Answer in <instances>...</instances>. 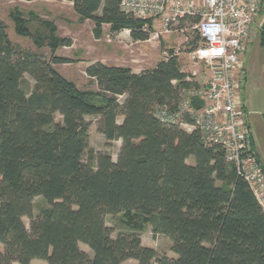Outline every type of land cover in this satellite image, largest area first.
Here are the masks:
<instances>
[{
  "label": "trees",
  "instance_id": "obj_1",
  "mask_svg": "<svg viewBox=\"0 0 264 264\" xmlns=\"http://www.w3.org/2000/svg\"><path fill=\"white\" fill-rule=\"evenodd\" d=\"M59 1H71L79 19L93 23L95 38L108 26L110 35L127 31L134 42L149 39L151 20L122 12L120 0ZM10 16L15 33L28 37L21 14ZM41 25L49 58L13 44L0 21V264H264V213L224 150L205 144L198 130L154 117L156 107L176 110L190 86L173 50L140 73L89 65L85 74L104 99L95 106L91 93L53 67L71 62L55 54L70 40L57 37L52 23ZM259 37L264 46V27ZM34 44L41 43L34 38ZM25 75L31 90L22 87ZM86 117L98 119L107 147L120 141L114 162L106 152L83 161ZM36 197L48 207L33 216ZM118 214L132 229L140 218L153 235L168 238L174 256L143 246L131 229L112 237L105 219Z\"/></svg>",
  "mask_w": 264,
  "mask_h": 264
},
{
  "label": "built area",
  "instance_id": "obj_2",
  "mask_svg": "<svg viewBox=\"0 0 264 264\" xmlns=\"http://www.w3.org/2000/svg\"><path fill=\"white\" fill-rule=\"evenodd\" d=\"M119 6L135 18L158 22L160 34L185 36L190 59L209 74L201 82L187 74L190 86L181 91L177 109L156 107L154 117L186 132L198 130L205 144L221 147L264 213V170L251 147L243 96L244 56L264 0H120Z\"/></svg>",
  "mask_w": 264,
  "mask_h": 264
},
{
  "label": "rangeland",
  "instance_id": "obj_3",
  "mask_svg": "<svg viewBox=\"0 0 264 264\" xmlns=\"http://www.w3.org/2000/svg\"><path fill=\"white\" fill-rule=\"evenodd\" d=\"M15 11L21 14L29 31L28 37H22L15 33L10 16ZM0 21L6 25L8 38L13 44L19 45L23 49L41 53L47 58L50 56L47 39L45 38L48 31L43 29L41 23H52L55 26L57 37L69 39L71 42L70 46H61L55 53L57 56L67 58L71 62L54 65V69L72 82L78 90L91 93L88 102L95 106H103L104 99L96 95L98 89L94 80L85 74V69L95 62L109 66L125 67L133 73H140L152 69L157 62L165 58V52L167 54L168 50H173L177 53L181 72L188 74L194 81L201 82V78L209 74L204 64L193 62L190 59L189 51L185 45V36L175 31L170 34H160L161 29H159V23L156 21H152L149 39L145 42L132 41L129 33L124 31L117 35H110L108 26H103L100 37L95 38L92 33L93 23L89 20H80L73 11L71 1L36 0L25 2L21 0H0ZM255 23L256 27L253 28V32L256 34L250 45H248L244 56V95L247 100V108L251 113L252 125L256 123H254L255 119L264 120V46L259 44V34L264 27V6L255 17ZM156 33L158 36L154 38ZM34 38L40 41V46H35ZM32 86V79L25 75L22 87L31 90ZM124 99V96L118 97L117 101L122 103ZM54 120L60 123L61 117L55 115ZM97 120L96 117L85 118L90 126L88 132L89 142L83 155V161L86 162L87 157L91 154L106 152L114 162L120 148V141L112 142L107 147L104 138L96 131ZM121 122L122 118L117 117V124ZM257 138V135H254L258 151L264 154V135H260L259 141ZM191 162L192 159L188 160V163ZM47 207L48 205L41 197L34 198L33 216H36L42 209ZM23 222L25 227L28 228V220L23 218ZM105 222L112 232V237H115L119 232H129L131 229L140 235L143 246L155 250L157 254L174 256L170 252L169 239L161 235H153L150 225L143 223L140 218L135 221L138 228L133 229L126 223L121 214L107 216ZM79 248L91 255L85 245H80ZM0 252H2L1 245ZM33 261L44 263L39 260ZM125 264H135V262L128 261Z\"/></svg>",
  "mask_w": 264,
  "mask_h": 264
},
{
  "label": "crops",
  "instance_id": "obj_4",
  "mask_svg": "<svg viewBox=\"0 0 264 264\" xmlns=\"http://www.w3.org/2000/svg\"><path fill=\"white\" fill-rule=\"evenodd\" d=\"M124 32H127V31H124ZM255 34L256 33L253 32V29H252L251 32H250V39H249L250 41H249L248 45H250V43L252 42ZM259 44H260V37H259ZM134 73H137V72H134ZM243 96L245 97L244 89H243ZM245 101H246V111L248 112V122H249V126H250V143H251V147H252L253 151L255 152V154H256V156H257V158H258V160H259V162H260V164H261V166H262V168L264 170V154L263 153L262 154L259 153L257 144H256L255 139H254V135H257V137H258L257 140L258 141H259L260 135H264V124H263L264 120H256L255 119L254 123L255 122L256 123L254 125H252L251 124V120H250L251 113H250V111L247 108L246 97H245ZM14 264H17V263H14ZM30 264H44V263H38V262L35 263V261H31Z\"/></svg>",
  "mask_w": 264,
  "mask_h": 264
}]
</instances>
